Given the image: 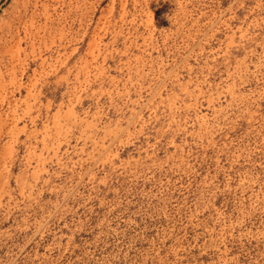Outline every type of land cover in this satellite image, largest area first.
Returning <instances> with one entry per match:
<instances>
[{
    "label": "rangeland",
    "instance_id": "1",
    "mask_svg": "<svg viewBox=\"0 0 264 264\" xmlns=\"http://www.w3.org/2000/svg\"><path fill=\"white\" fill-rule=\"evenodd\" d=\"M0 264H264V0H0Z\"/></svg>",
    "mask_w": 264,
    "mask_h": 264
}]
</instances>
